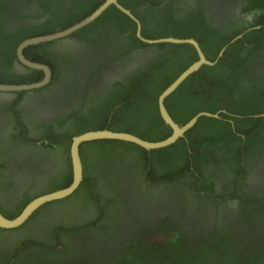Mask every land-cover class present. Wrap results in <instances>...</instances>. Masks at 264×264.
<instances>
[{"label":"trees","instance_id":"trees-1","mask_svg":"<svg viewBox=\"0 0 264 264\" xmlns=\"http://www.w3.org/2000/svg\"><path fill=\"white\" fill-rule=\"evenodd\" d=\"M35 1L46 9L43 1ZM61 1L65 4L56 8L59 13L47 11L45 20L32 26L14 30L0 21V57L5 66L11 65L22 40L67 28L104 0ZM193 1L195 5L180 0H118L139 20L145 38H194L212 61L227 45L214 65H202L164 100L178 124L200 111H219V117H199L183 137L162 148L147 150L119 140L82 143L83 179L78 188L43 204L18 227H0V263L264 264V181H253L264 169V0H243L242 11L254 12L246 24L227 11H209V0ZM210 1L214 5L215 0ZM18 6L3 8V15L10 16ZM135 32V22L110 5L72 33L90 50L94 63L101 62L99 66L117 63L130 68L132 53L139 50L154 48L155 55L140 59L130 73L103 90L87 83L86 105L58 119L56 128L47 124L55 133L47 136V143L15 136L16 149L31 147L19 165L34 170L38 164L32 149H51L60 152L63 170L59 178L50 176L13 205L0 202L4 216L12 218L33 197L70 184L69 146L74 135L106 128L157 141L171 134L157 97L197 59L196 51L184 43H145ZM52 43L28 46L24 53L48 65L54 75L60 64L73 65L76 55L62 49L51 53ZM41 73L0 75V83H32L41 80ZM19 132L26 135L28 127L24 124ZM1 188L2 184L0 198ZM229 198L237 199L235 206ZM39 217L46 224L41 226ZM37 221L49 234L47 241L28 236L27 230Z\"/></svg>","mask_w":264,"mask_h":264},{"label":"flooded vegetation","instance_id":"flooded-vegetation-1","mask_svg":"<svg viewBox=\"0 0 264 264\" xmlns=\"http://www.w3.org/2000/svg\"><path fill=\"white\" fill-rule=\"evenodd\" d=\"M22 1L0 0V21H4L14 30L23 25L32 26L43 22L48 15L47 11H53L54 14H57L59 11L56 8L65 4L61 0H41L46 5V9H43L35 0H30L31 3H25V0ZM180 1L188 5H195L193 0ZM17 4L19 6L12 13L10 11V16L3 15V8L5 10L7 8L11 9ZM209 4L212 7L209 11H227L236 18L240 17L244 24L251 21L248 19V13L242 11L244 7L243 0H215L214 5L209 0ZM217 5L219 8L216 7ZM60 49L74 50L76 60L73 65L71 63L60 64L58 72L56 71L54 75L51 72V78L46 85L23 91H0V184H2L0 202L5 207H9L17 199H23L26 195L31 194L34 186L44 184L43 182L46 183L50 176L59 178L60 172L63 170V166L60 163V152L51 149H45V152L32 149L38 164L34 170H30L27 165H19L20 160L30 154L31 147L21 145L16 149L12 142L15 136H17V140H22V137H25V140H31V142L37 144L41 142L47 143V136L51 137L52 134H55L48 131L47 124H53L54 128H56L58 119L64 117V115L82 103L86 105L90 93V87H88L87 83L91 86H100L101 90H103L110 82L121 79L127 73H130L132 67H136L139 64L140 59L146 61L155 55L154 48L147 51L139 50L132 53L133 58L129 60L128 65L130 68H125V65L117 63L104 67L99 66L101 62L95 64L96 60L92 57L90 50L72 33L67 37L54 40L49 52L54 53ZM14 53L15 57L9 67L4 65L5 61H2L0 57L1 76H21L30 74L32 70H38L21 63L17 57L16 50ZM23 55L28 60H31L26 57L24 51ZM41 75L43 78L44 73L42 72ZM24 124L28 127L27 134H18L20 133L19 131H22ZM65 125H68V123ZM53 149H57L56 145H54ZM33 173L37 174L36 178L30 180ZM256 178L253 180L255 184L264 181V169L258 173ZM228 202L235 206L237 199L229 198ZM175 204L188 208L183 201L176 200ZM37 219L40 220L41 226H43L42 222L45 223L46 219L44 217ZM30 226L31 228L27 230V232H30H28V236L34 237L35 240L47 241L49 239V234L45 233L39 225V221Z\"/></svg>","mask_w":264,"mask_h":264},{"label":"water","instance_id":"water-1","mask_svg":"<svg viewBox=\"0 0 264 264\" xmlns=\"http://www.w3.org/2000/svg\"><path fill=\"white\" fill-rule=\"evenodd\" d=\"M110 5H114L117 9H119L121 12L126 14L135 22L136 24L135 35L142 42L149 44L164 43V42H170L176 44L184 43V44L192 45L196 51L197 59L194 62H192L184 71H182L167 87H165L157 97V105L160 116L163 122L171 128V134L164 139L157 141H150L127 131H113L104 128V129L87 130L72 136L69 146V157H70V164L72 171V179L70 184L63 188L56 189L47 193H43L34 197L22 208V210L16 216L12 218H8L0 212L1 228L12 229L22 225L41 205L47 202L63 199L71 195L78 188V186L80 185L83 179V165L79 151V147L82 143L95 141V140H119V141L134 143L147 150L162 148L167 145H170L177 139L183 137L184 134L196 124L199 117L201 116L219 117L218 115L219 111L214 113L208 111H200L196 113L193 117H191L184 124H178L169 115L165 107L164 100L187 78L188 75L199 70V68L202 65L204 64L210 66L214 65L218 61V59L222 56L227 45L223 46L220 49L217 57L212 61L205 57L203 51L199 46V43L194 38L191 37L188 38L161 37L156 39L145 38L141 34V24L139 20L131 13L129 9L123 7V5H121L118 2V0H104L89 15H87L80 21L70 25L67 28L56 31L54 33L32 36L22 40L16 47V54L19 61L30 68L41 70L44 73V76L41 80L32 83H19V84L0 83V91L3 92L23 91V90H29L46 85L52 75L49 66L44 63L35 62L25 58L23 55L24 49L31 45L51 42L60 38L67 37L71 33L91 23L93 20L99 17L103 13V11H105V9L108 8ZM247 15H248V19L252 20L254 16V12L252 11ZM241 36L242 33L236 35L229 41V43L235 41Z\"/></svg>","mask_w":264,"mask_h":264}]
</instances>
